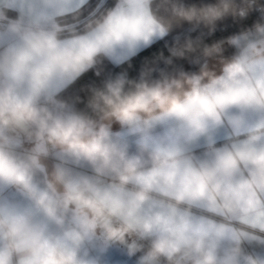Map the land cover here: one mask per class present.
Wrapping results in <instances>:
<instances>
[{
    "label": "crops",
    "instance_id": "crops-1",
    "mask_svg": "<svg viewBox=\"0 0 264 264\" xmlns=\"http://www.w3.org/2000/svg\"><path fill=\"white\" fill-rule=\"evenodd\" d=\"M88 1L0 0V91L33 96L53 116L80 114L57 94L97 54L117 65L166 34L151 0H118L98 25L58 37L57 17ZM261 19L168 78L183 82L182 98L190 90L186 81L199 78L211 109L194 99L179 114L105 121L107 162L46 140L23 144L4 129L5 150L28 165L33 187L49 190L53 173L61 172L94 202L51 217L23 186L0 180V220L23 216L53 242L71 247L78 264H165L132 242L129 230L155 250L163 244L157 251L173 264H264V9ZM228 66L234 71L226 72ZM64 191L50 194L63 201ZM16 243L0 227V252L9 254L10 264H24L29 253L13 248Z\"/></svg>",
    "mask_w": 264,
    "mask_h": 264
},
{
    "label": "clouds",
    "instance_id": "clouds-1",
    "mask_svg": "<svg viewBox=\"0 0 264 264\" xmlns=\"http://www.w3.org/2000/svg\"><path fill=\"white\" fill-rule=\"evenodd\" d=\"M225 71L234 69L228 66ZM221 79L222 77L213 80L212 84L220 83ZM195 80L196 83L193 80L186 81L190 90L183 91V98V82L179 80L169 81L165 78L152 86L139 83L127 92L124 91V80L110 82L105 90L94 92L88 102L94 116H53L50 111L37 107L33 96L21 98L12 88L0 91V138H3V143H0V180L23 186L51 217H55L59 209H67L69 205L80 210L88 208L94 202V196L83 188L66 183L61 172L53 173L48 181L50 191H38L33 187L28 165L18 162L5 150L4 146L9 144V140L3 137V130L9 129L29 138L34 136L53 146L66 148L77 154L83 153L91 159L99 156L107 162L109 149L104 143L107 136L105 121L115 119L128 122L141 117L151 120L158 118V115L179 114L185 104L194 99H199L205 108L211 109L214 105L204 97L198 86L199 78ZM97 126L99 131H96ZM128 172H135L132 163L128 164ZM121 180L126 181L127 177L122 176ZM61 186L65 189L64 199L57 201L50 192H57ZM0 227H7V235L17 239L13 248L23 247L29 253L24 264H76V254L71 247L53 242L45 236L42 229L30 225L23 216L14 217L10 222L0 220ZM70 239L78 240L79 237L71 236ZM163 247V244L158 245L157 250ZM0 264H10L7 252H0Z\"/></svg>",
    "mask_w": 264,
    "mask_h": 264
},
{
    "label": "trees",
    "instance_id": "trees-1",
    "mask_svg": "<svg viewBox=\"0 0 264 264\" xmlns=\"http://www.w3.org/2000/svg\"><path fill=\"white\" fill-rule=\"evenodd\" d=\"M100 1L89 0L78 10L57 17L58 26L85 18ZM117 1L108 0L80 24L59 29L58 37L84 33L98 25ZM150 5L166 34L117 65L97 54L91 66L57 94L61 102L73 105L80 114L94 116L88 106L94 92L121 79L125 92L133 90L135 84L159 82L182 63L261 23L264 0H151Z\"/></svg>",
    "mask_w": 264,
    "mask_h": 264
},
{
    "label": "built area",
    "instance_id": "built-area-1",
    "mask_svg": "<svg viewBox=\"0 0 264 264\" xmlns=\"http://www.w3.org/2000/svg\"><path fill=\"white\" fill-rule=\"evenodd\" d=\"M9 130V129H8ZM11 133L13 134H17L11 130H9ZM18 137L22 140L23 143H25L28 139H30L27 135H24V134H17ZM31 138H35L34 136L31 137ZM22 150L25 151V148L24 146H22L21 148ZM50 157V156H49ZM52 159V161H55L54 158L50 157ZM116 181H120L119 179H117ZM128 234H129V239L132 241V242H136L137 244L141 245V246H145L148 250V252L153 255L155 258H157L158 260L164 262L165 264H173L172 262H170L167 258H165L160 252H158L157 250H155L151 245H149L147 242H146V239L138 234L137 232L133 231V230H129L128 231ZM56 243H60L62 245H64L63 243L61 242H57V241H54ZM76 264H78V260L76 259Z\"/></svg>",
    "mask_w": 264,
    "mask_h": 264
},
{
    "label": "rangeland",
    "instance_id": "rangeland-1",
    "mask_svg": "<svg viewBox=\"0 0 264 264\" xmlns=\"http://www.w3.org/2000/svg\"><path fill=\"white\" fill-rule=\"evenodd\" d=\"M108 0H101L100 1V4L88 15V16H86L85 18H82V19H80V20H78V21H75V22H72V23H70V24H64L63 26H61L60 27V29H69V28H71V27H73V26H76V25H78V24H80L81 22H83L84 20H86V19H88L89 17H91L92 15H94V13H96L106 2H107ZM263 9V8H262ZM186 63V62H185ZM183 64V63H182ZM181 64V65H182ZM180 66V65H179ZM178 66V67H179ZM178 67L177 68H175L174 70H172V71H170L169 73H168V75L165 77V78H169L170 76H173L174 75V73H175V71L178 69ZM164 78V79H165ZM164 79H162V80H160L159 82H161V81H163ZM154 85V84H153ZM152 86V85H151ZM61 104H63V103H61ZM67 106H71V107H73V105H70V104H67ZM74 108V107H73ZM16 136L18 137V135L16 134ZM19 138V137H18ZM24 144V143H23Z\"/></svg>",
    "mask_w": 264,
    "mask_h": 264
}]
</instances>
